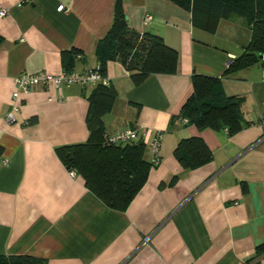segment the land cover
Segmentation results:
<instances>
[{"label": "crops", "instance_id": "1", "mask_svg": "<svg viewBox=\"0 0 264 264\" xmlns=\"http://www.w3.org/2000/svg\"><path fill=\"white\" fill-rule=\"evenodd\" d=\"M122 5L128 26L160 37L177 53V65L174 74H153L139 84L118 62L106 65L117 97L102 119L104 133L136 129L150 141L162 132L159 164L119 212L104 206L80 176L71 177L55 153L87 141L92 88L35 85L15 102L11 97L16 76L63 71V53H75V73L95 67L114 0H0V255L47 264H244L264 243V63L233 71L225 65L247 52L251 29L222 20L210 34L202 18L193 22L167 0ZM192 75L220 80L251 124L232 136L184 121L169 129L192 94ZM13 104L19 112L8 123ZM191 137L203 140L212 159L185 172L173 151ZM145 159H152L147 148ZM174 176L177 182L159 188ZM254 264H264V255Z\"/></svg>", "mask_w": 264, "mask_h": 264}, {"label": "trees", "instance_id": "2", "mask_svg": "<svg viewBox=\"0 0 264 264\" xmlns=\"http://www.w3.org/2000/svg\"><path fill=\"white\" fill-rule=\"evenodd\" d=\"M167 1L189 12L193 22L202 18L203 28L210 34L215 33L222 20L242 19V23L251 29L247 52L239 60L232 59L225 68L227 71L261 62V55H264V0H241L240 4L226 0ZM95 57L103 77H106L107 63L118 62L131 74L134 84L153 74L172 75L177 65V53L167 47L160 37L139 34L128 26L122 0H114L112 24L98 41ZM74 61V52L63 53L62 70L73 72ZM191 85L192 94L179 114L171 119L169 129L175 122L184 121L198 130H223L232 136L251 124L243 122L241 102L225 94L220 80L192 75ZM116 97L115 90L109 85L97 84L93 87L86 97L87 141L58 147L55 153L65 169L80 176L85 188L104 206L122 212L144 186L150 170L157 165L145 159L147 147L141 139L119 146L103 145L105 133L102 119L110 112ZM1 153L0 147V156ZM173 156L185 172L200 168L212 159L203 140L196 137L181 139ZM177 180L178 176H174L169 182L161 183L159 188L170 187ZM261 255H264V243L256 247L254 257L244 264L256 263ZM0 264H47V261L22 255H0Z\"/></svg>", "mask_w": 264, "mask_h": 264}, {"label": "built area", "instance_id": "3", "mask_svg": "<svg viewBox=\"0 0 264 264\" xmlns=\"http://www.w3.org/2000/svg\"><path fill=\"white\" fill-rule=\"evenodd\" d=\"M58 11H63L64 7L60 5L57 9ZM5 15V11H0V17ZM150 17H147L149 20ZM232 59H228L225 67H227ZM260 63H264V55H261ZM101 84L104 86L108 85V82L105 77H103L99 72V66L86 70L83 73H67L61 71L57 75H50L46 73H37V74H20L14 79V89L12 92V100L15 102L20 94H28L35 85L41 86H53L56 88L59 87H69L72 85H79L84 89H91L95 85ZM19 112V107L15 104L11 106V110L6 114L5 119L8 123H13L15 121L14 114ZM260 125L264 127V121L260 122ZM137 139H141L144 144H146L147 149L150 150L152 159L151 162L155 165L159 164V148L160 142L162 139V132H155L152 140L145 141L144 135L139 134L136 129H125L113 134H105L102 139V143L105 146H119L130 143L131 141H135ZM69 175L73 177L75 174L73 172H69Z\"/></svg>", "mask_w": 264, "mask_h": 264}, {"label": "rangeland", "instance_id": "4", "mask_svg": "<svg viewBox=\"0 0 264 264\" xmlns=\"http://www.w3.org/2000/svg\"><path fill=\"white\" fill-rule=\"evenodd\" d=\"M226 1H228V2H231V3H234V4H240V3H242V2H241V0H226ZM237 20H239V21H242V22H243V20H242V19H237Z\"/></svg>", "mask_w": 264, "mask_h": 264}]
</instances>
